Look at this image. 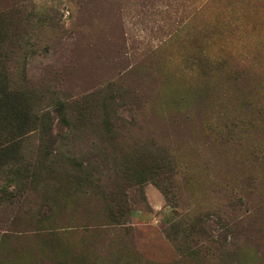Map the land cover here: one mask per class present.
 <instances>
[{"label": "rangeland", "instance_id": "374dc122", "mask_svg": "<svg viewBox=\"0 0 264 264\" xmlns=\"http://www.w3.org/2000/svg\"><path fill=\"white\" fill-rule=\"evenodd\" d=\"M0 264H264V0H0Z\"/></svg>", "mask_w": 264, "mask_h": 264}]
</instances>
